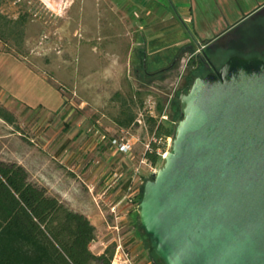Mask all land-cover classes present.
<instances>
[{"label": "water", "instance_id": "1", "mask_svg": "<svg viewBox=\"0 0 264 264\" xmlns=\"http://www.w3.org/2000/svg\"><path fill=\"white\" fill-rule=\"evenodd\" d=\"M176 102L180 118L136 206L148 249L161 264H264V62L230 56L191 76Z\"/></svg>", "mask_w": 264, "mask_h": 264}, {"label": "crops", "instance_id": "2", "mask_svg": "<svg viewBox=\"0 0 264 264\" xmlns=\"http://www.w3.org/2000/svg\"><path fill=\"white\" fill-rule=\"evenodd\" d=\"M82 1L85 2L78 0L72 7L74 20L81 15L84 16L85 3ZM87 2L89 11L87 15L91 19L86 20L87 24H84V32L77 50L79 47L86 49L88 58H94L95 61L92 63L89 60L78 70L79 75L76 79L79 91H83L89 74L92 75L90 79H93L97 59L107 60V64L98 71L103 81L112 80L110 75L124 72L132 63L138 72L141 70L142 74H145L150 71L153 74L161 71L163 67L157 68L155 62L149 61V58H158L163 53L165 48L162 43L170 36L182 34L187 43L191 42V39H196L203 45V41H210L225 33L241 19L264 5V0ZM173 39L170 41H174ZM120 59H124V62L119 70L116 64L120 63ZM3 65L14 70L11 77L9 74L5 75L8 79L12 78L11 89L14 93L12 96L5 91L3 87L8 84L6 79H3L0 84V102L3 101V96H9L12 101L24 107L32 110L42 109L48 113L52 124L45 135L43 134L45 140L43 148L47 149V191L50 195L58 197L70 209L87 217L95 227L96 233L90 249L95 254L102 253L101 244L107 243L109 234L107 222L110 218L109 205L120 202L127 194L128 187L133 185L130 168L124 165L125 159L132 155L134 143L129 138L130 150L121 153L110 148L107 143H100L97 140V135L101 131H84L75 127L64 129V126L52 129V126L57 127L55 122L59 117L60 122L65 121L58 112L66 100L56 86L47 80V72L0 51L2 72L5 71ZM149 67L152 69L147 70ZM91 89H94V86H91ZM0 122L4 123L1 119ZM114 125V129L105 132L109 135L115 134L118 127ZM12 134V132L7 135L0 134V160L23 166L30 180L42 185L45 183L41 180L43 176L35 170L34 165L31 167L33 162L26 142H21L16 135V139L12 138L14 144L11 149L3 142L4 139L12 137ZM122 169L129 174L127 172L122 174L123 178H119L106 189V182L111 175L118 174L117 172Z\"/></svg>", "mask_w": 264, "mask_h": 264}, {"label": "rangeland", "instance_id": "3", "mask_svg": "<svg viewBox=\"0 0 264 264\" xmlns=\"http://www.w3.org/2000/svg\"><path fill=\"white\" fill-rule=\"evenodd\" d=\"M77 1L70 0L69 4L68 0H47V3L44 0H0V17L10 21H14L21 15L26 18V24L22 27V46L18 49L13 45L12 40L5 44L0 39V51L24 61L27 65L45 70L47 80L56 86L63 95L66 103L58 113L62 115V119L65 121L60 122L59 117L55 122L57 127L52 126V129H60L64 126V129L75 127V129L84 131H111L115 127L114 117L118 115L122 102L133 101L132 106L136 120L129 127V133L131 135L130 141L134 143V150L132 155L125 159L124 167L130 168L133 187L139 193L144 179L150 178L152 170H157L161 164V161H158L154 165L144 159V153L147 150L146 145L156 142L159 145L157 153L161 155V158L168 147L167 140H156L150 133L149 124L145 121L148 115L147 111L150 110L154 117L158 116L156 106L157 103H160L169 112L173 101L188 88L191 80L190 75L199 63L200 57L198 55L200 54L195 52V55L191 56V49H197L198 40L191 39V42L187 43L182 34H173L174 39L170 36L163 41L162 44L165 49L161 53L162 56L160 55L155 59L151 57L149 61L155 62L157 68L163 67L161 71L168 69L172 64L176 65L167 75H162L163 77L159 75L152 80L145 79L141 70L138 72L132 63L130 67H126L124 72L110 75L112 80L103 81L98 71L104 64H107V60L97 59L98 62L96 61L94 65L93 79H90L92 75L89 74L83 91H79L76 79L79 75L78 70L84 63L89 60L93 63L95 59L88 58L86 49L79 47L77 50L82 32H84V24H87L86 20L91 19L87 15L89 14L88 0H85V2L82 1L85 3L84 16L81 15L77 20H74L72 7ZM1 23L2 20L0 19V26ZM77 31H81V33H77ZM7 32L6 30L5 33ZM171 38L174 41H170ZM15 50H18V53ZM123 62L124 59H120V63L117 62L116 66L119 70L123 66ZM3 66L5 71L0 70V84L4 81L3 79H6L8 86L3 88L13 96L12 78L8 79L5 75L9 74L11 77L14 70L10 69L11 67ZM150 69L152 68H147V70ZM147 73L151 74L150 71ZM91 86H94V89H91ZM115 93H120V97L113 98ZM3 101L0 102V105L15 117V123L12 125L5 122L1 124L2 122H0V134L13 133L12 137L4 139L3 142L9 149L14 144L12 138L18 137L21 142H26L33 162L31 167L34 165L35 170L41 173L43 176L41 180L45 182L42 183V186L47 188V149L43 148L45 141L43 136L52 124L51 118L45 110H32L24 107L12 101L9 96H3ZM162 145H164V150ZM135 169H138V173H135ZM126 172L129 174L125 169L118 171L119 178H123ZM136 198L133 203L134 206L128 208L127 215L121 218L120 224L124 243L134 257L135 264H161L146 249V238L136 227ZM107 220L111 224V218ZM108 233L106 245L110 243L111 238L110 232ZM93 251L97 252V250Z\"/></svg>", "mask_w": 264, "mask_h": 264}, {"label": "trees", "instance_id": "4", "mask_svg": "<svg viewBox=\"0 0 264 264\" xmlns=\"http://www.w3.org/2000/svg\"><path fill=\"white\" fill-rule=\"evenodd\" d=\"M0 19V39L5 44L12 40L13 45L19 49L23 44L25 16L21 15L14 21L3 17ZM207 42L203 41L202 44L207 45ZM15 52L18 53V50ZM174 67L172 65L164 71L145 73L142 76L152 80L159 75H167ZM191 74L198 75L196 71ZM119 97L120 93L113 96L116 99ZM133 104L132 100L122 102L118 115L114 117L117 127L129 128L135 123ZM156 110L158 116L148 114L145 121L153 137L165 141L172 134L174 121L180 118L179 107L174 100L166 113V120L159 119L163 110L160 103H157ZM0 119L9 125L15 123L14 115L1 105ZM158 148L156 142L150 143L144 159L154 165L161 161ZM162 148L164 150V145ZM136 199L138 203L140 192ZM135 224L139 230L137 220ZM95 236V227L86 216L70 209L58 197L50 195L46 187L31 181L23 166L0 160V264H110L113 246H108L98 255L93 253L90 244ZM148 251L153 255L151 250Z\"/></svg>", "mask_w": 264, "mask_h": 264}, {"label": "flooded vegetation", "instance_id": "5", "mask_svg": "<svg viewBox=\"0 0 264 264\" xmlns=\"http://www.w3.org/2000/svg\"><path fill=\"white\" fill-rule=\"evenodd\" d=\"M202 47V50L192 52V55L195 52L200 54L199 63L194 67L199 76L219 69L233 55L242 58L257 57L264 62V10L234 26L212 44Z\"/></svg>", "mask_w": 264, "mask_h": 264}, {"label": "built area", "instance_id": "6", "mask_svg": "<svg viewBox=\"0 0 264 264\" xmlns=\"http://www.w3.org/2000/svg\"><path fill=\"white\" fill-rule=\"evenodd\" d=\"M147 114L151 115V111H147ZM154 117V116H153ZM157 117V116H156ZM160 120H166V107H163L162 113L159 116ZM139 122V121H138ZM91 131V130H90ZM129 128L118 127L115 134L109 135L106 132H101L97 135V140L100 143H107L110 148L117 152L127 153L130 150V138ZM168 139V138H167ZM166 139V140H167ZM149 145H146L148 149ZM143 162V161H142ZM156 170H152L154 173ZM135 173H138V169H135ZM119 179V175L114 173L106 182V189ZM138 195V190H135L133 185H130L127 189V194L117 204L109 205V215L111 218V224H108V231L111 238L108 245L101 244L103 250L108 246H113V254L110 264H135L134 257L124 243V237L122 232V226L120 224L121 218L127 215V209L134 206V200ZM108 222V220H107Z\"/></svg>", "mask_w": 264, "mask_h": 264}, {"label": "clouds", "instance_id": "7", "mask_svg": "<svg viewBox=\"0 0 264 264\" xmlns=\"http://www.w3.org/2000/svg\"><path fill=\"white\" fill-rule=\"evenodd\" d=\"M45 3H47V0H44ZM68 3L70 4V0H68Z\"/></svg>", "mask_w": 264, "mask_h": 264}, {"label": "bare ground", "instance_id": "8", "mask_svg": "<svg viewBox=\"0 0 264 264\" xmlns=\"http://www.w3.org/2000/svg\"><path fill=\"white\" fill-rule=\"evenodd\" d=\"M52 6V5H51ZM62 8V7H61ZM53 9H55V8H53Z\"/></svg>", "mask_w": 264, "mask_h": 264}]
</instances>
